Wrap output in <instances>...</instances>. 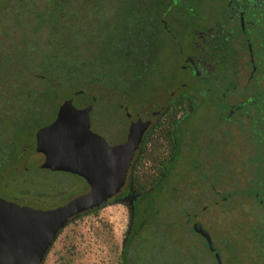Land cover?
<instances>
[{
  "label": "rangeland",
  "instance_id": "obj_1",
  "mask_svg": "<svg viewBox=\"0 0 264 264\" xmlns=\"http://www.w3.org/2000/svg\"><path fill=\"white\" fill-rule=\"evenodd\" d=\"M53 1L0 0V145H10L11 150L8 151L13 157L0 167V197L5 199L19 198L21 195L33 198L37 193H48L54 187L64 190L67 184V191L63 195H48L52 197L50 203L62 204L65 199L69 200L70 197L88 191L84 188L85 183L74 174L72 176L67 172L41 169L43 157L34 150V142L32 144L27 139L21 141L25 136L17 128L23 118L21 108L39 103L34 101L36 95L24 102V89L38 84L33 66L24 67V64L36 60L39 48L49 39L48 24L39 23V13L45 6H51ZM59 1L65 2L62 5L63 27L67 21H78L82 0ZM113 1L100 0V7H111ZM66 32L70 34L69 30ZM58 33L66 40L65 29ZM157 65L158 70L149 73L146 79V82L150 81L147 93L134 94L129 101L149 104L157 97L161 100L167 98L170 90L175 87V96H178L183 88L180 84L188 77L173 73L174 64L168 55L164 58L160 56ZM246 80V76L236 78L237 92L231 96V101L243 99L245 92L242 86ZM62 95L52 96L53 103L66 94ZM207 105L198 108L180 127L182 135L187 132L180 141V154L175 161H167L168 172L162 183L163 189L157 195L156 203L148 208L150 215L157 208L156 215L147 217L135 238V244L128 249L126 264H199L192 259V254L196 252L201 255L200 260L204 261L202 264L208 263V253L199 249L198 243H194L196 238L189 231L192 221H185L187 213L196 214L195 218L217 237L235 229H250L255 222L262 223L264 209L246 192L250 186L251 172L259 166L251 159L253 155L258 156L257 149L247 133L243 129L240 131L239 124L245 127L246 122L236 120L226 125L212 126L218 113ZM96 107L97 110L86 111L88 120L85 118L86 122H81L80 125H84L82 128L75 125L72 131L74 138H89L99 123L102 126L110 121V117L108 120L105 115L109 116L112 111L101 104ZM187 111L184 116H187ZM74 114L81 119L85 115L82 116L78 110ZM157 124L160 129V123ZM78 127L82 129L79 132ZM220 131H225V135ZM179 132L176 133L177 137ZM14 134L17 139L12 143ZM169 148L163 141L159 143L157 151L161 152L162 157L166 156L164 160L172 155ZM145 167H153L152 162L147 161ZM129 182L132 184L130 177ZM125 190L124 187L120 194L116 193L102 206L70 219L56 235L41 264H122L124 244L134 222L136 192L134 186V192L129 190L124 195ZM150 190L152 187L145 191ZM246 242L244 245L250 244V241ZM234 245L235 251L239 249L244 256L248 249L243 251L246 248L243 244ZM223 252L226 255L222 257L225 263L232 264L234 260L229 259V252Z\"/></svg>",
  "mask_w": 264,
  "mask_h": 264
},
{
  "label": "trees",
  "instance_id": "obj_2",
  "mask_svg": "<svg viewBox=\"0 0 264 264\" xmlns=\"http://www.w3.org/2000/svg\"><path fill=\"white\" fill-rule=\"evenodd\" d=\"M166 1L114 0L111 7L102 9L100 0H82L80 10L77 9L78 21H67L64 27L62 5L65 2L55 0L51 6H45L39 13V23L48 24L49 39L39 48L36 60L24 64V67L33 66L34 78L38 80V84L24 89V102L36 95L34 101L39 103L21 108L23 118L18 123V131L25 136L21 141L27 139L33 144L35 130L54 118L62 102L84 88H90L97 94L99 92L101 96L107 94L106 91L119 94L129 103L142 104L129 101V98L141 92L147 93L150 81L146 82V79L149 73L158 70L164 42L161 17ZM62 29H65L66 40L58 33ZM261 49L264 55V47ZM252 80L257 92L248 98L246 107L249 111V137L258 152V156L253 155L251 159L259 166L251 172L250 186L246 192L255 200L264 202V64ZM62 94L66 95L55 99L53 103L52 96ZM177 113L178 110H175L160 122L159 135L151 131L149 139L155 149L141 158L140 167L134 174L135 187L142 195L135 205L131 233L125 241L121 256L122 264H126L128 249L150 216L148 208L152 204L151 200L163 189L162 183L168 172L166 162L178 158L172 154L168 160H164L166 156L162 157L161 152L157 151L162 141L169 147L173 146L171 126ZM16 136L13 135L12 143L17 139ZM9 147L1 146L0 160L13 158L8 151L11 150ZM147 161H151L153 167H145ZM153 169L156 171L152 172ZM148 187H152V190L146 192Z\"/></svg>",
  "mask_w": 264,
  "mask_h": 264
},
{
  "label": "flooded vegetation",
  "instance_id": "obj_3",
  "mask_svg": "<svg viewBox=\"0 0 264 264\" xmlns=\"http://www.w3.org/2000/svg\"><path fill=\"white\" fill-rule=\"evenodd\" d=\"M161 22L164 39L161 58L168 55L174 64L175 70L173 73H181L188 78L180 84L183 88L178 96H175L177 92L175 90L177 87H175L170 90L167 98L162 99L164 103L161 109L157 114L150 117V123L132 154L124 184L117 195L121 193L124 187L126 188L124 195L129 193V190L134 192V186L136 191L134 192L135 205L142 193L135 187L134 174L140 167L141 158L155 149L154 146L152 147L153 143L149 139V134L151 131H154L155 133L153 134L159 135L157 123H160L161 119H165V117L172 114L175 110H178L176 120L171 126L173 146L169 148V150H172L171 153L174 156H179L180 141L187 133L182 135L180 127L186 123L188 117L195 114L198 108L206 104H208L207 106H211L208 107L209 109H215L217 110L215 113H218L212 126L217 127L219 125H226L229 122H235L236 120L238 122L244 120L246 122L245 127L240 123V131L243 129L249 136L250 121L246 101L257 92V87L252 79L259 74L264 64V55L261 49L264 47V0H167ZM241 76L247 77L245 85L242 86L244 87L243 92H245V95L241 101L233 102L230 98L237 92V82L235 80ZM194 82L197 83L194 84ZM156 99L161 98L157 97L151 103L143 104V106L151 105ZM57 111L58 108L52 120L35 130L33 137L34 150L36 132L41 127L51 124L56 118ZM186 111L187 116H184L183 114ZM158 118L159 120L154 122ZM177 132H179V137L176 135ZM220 133L225 135V131H220ZM247 135L245 136L247 137ZM249 139L251 138L249 137ZM253 146L255 148L254 143ZM25 150L27 152V149ZM25 150L23 153H25ZM6 153L8 154V151ZM38 154L44 159L43 154ZM5 160H0V167L3 163L9 162L8 159ZM41 169L50 170L46 168ZM67 173L73 176V173ZM74 175L85 183L84 188L88 190L89 186L85 179L76 174ZM129 177L134 185L129 182ZM1 179L0 175V182ZM126 183H128L127 187L125 186ZM66 185L64 190L54 187L48 190V193H37L33 198L21 195L19 198L14 197L6 200L42 210L50 209L72 199L71 197L69 200L65 199L62 204L50 203L52 197L48 195H63L67 191ZM156 197L151 200V203H156ZM258 203L264 209V202L259 200ZM152 215L155 216L156 212L151 213L150 216ZM185 216L186 222L192 221V227L189 231L196 238L194 243H198L199 249L202 248L209 255V260L206 264H218L216 254L219 255L221 263L226 264L222 258L223 256L226 257L225 252H223L226 250L229 252V259L234 260L232 264H264V219L261 220L262 223L260 224L256 222L252 224L250 229H235L229 231V234H225L226 236L220 235L217 237L195 218L196 214L191 215L187 213ZM195 223H200L202 228L207 231L214 250L209 248L207 238L193 228ZM140 232L141 229L139 230ZM246 241H250V244L244 245V243H247ZM234 243L243 244L246 247L243 251L248 249L244 256L238 247L239 256L237 255L238 252L235 251ZM192 255V259L195 262L199 264L204 262L200 260L201 255L197 254V252ZM197 260H200V262Z\"/></svg>",
  "mask_w": 264,
  "mask_h": 264
},
{
  "label": "water",
  "instance_id": "obj_4",
  "mask_svg": "<svg viewBox=\"0 0 264 264\" xmlns=\"http://www.w3.org/2000/svg\"><path fill=\"white\" fill-rule=\"evenodd\" d=\"M106 93L101 96L90 88L81 89L59 105L51 124L36 132L35 150L44 156L40 167L76 174L85 179L89 189L45 210L0 198V264H41L56 235L70 219L102 206L120 191L150 117L159 112L164 102L156 99L145 107L129 103L119 94ZM100 104L112 111L105 115L110 121L102 126L99 123L89 138H74L75 125L82 128L81 122L88 120L86 111L97 110ZM75 110L85 114L83 120L74 114ZM79 127L78 132L82 130ZM193 228L207 238L209 248L214 250L201 224L195 223ZM216 256L218 264H222Z\"/></svg>",
  "mask_w": 264,
  "mask_h": 264
}]
</instances>
